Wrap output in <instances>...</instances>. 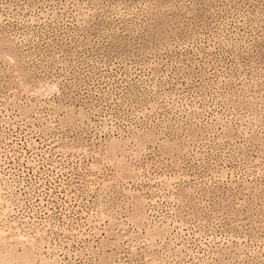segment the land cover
Listing matches in <instances>:
<instances>
[{
	"label": "rangeland",
	"instance_id": "374dc122",
	"mask_svg": "<svg viewBox=\"0 0 264 264\" xmlns=\"http://www.w3.org/2000/svg\"><path fill=\"white\" fill-rule=\"evenodd\" d=\"M0 264H264V0H0Z\"/></svg>",
	"mask_w": 264,
	"mask_h": 264
}]
</instances>
